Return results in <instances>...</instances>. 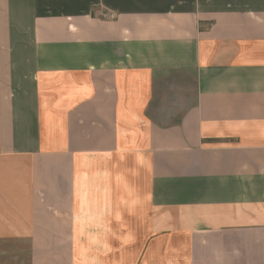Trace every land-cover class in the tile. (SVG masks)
Returning <instances> with one entry per match:
<instances>
[{"label": "crops", "instance_id": "obj_1", "mask_svg": "<svg viewBox=\"0 0 264 264\" xmlns=\"http://www.w3.org/2000/svg\"><path fill=\"white\" fill-rule=\"evenodd\" d=\"M0 264H264V0H0Z\"/></svg>", "mask_w": 264, "mask_h": 264}]
</instances>
